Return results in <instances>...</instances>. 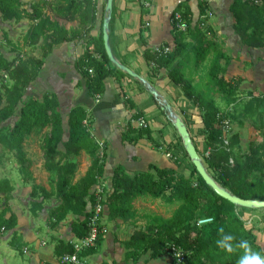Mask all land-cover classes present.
Here are the masks:
<instances>
[{
  "label": "trees",
  "instance_id": "16d2710c",
  "mask_svg": "<svg viewBox=\"0 0 264 264\" xmlns=\"http://www.w3.org/2000/svg\"><path fill=\"white\" fill-rule=\"evenodd\" d=\"M140 1L144 4L146 0ZM196 2L198 17L195 20L187 1L178 3L171 14L172 19L176 13H180L187 24L185 31L178 30L172 24V51L158 57L154 51L145 48L143 56L147 63L155 64L153 72L165 68L168 79L179 86L202 111L199 116L201 129L198 133L204 136L205 153L196 149L210 175L219 185L241 199L263 201L264 126L260 131V143L250 142L244 152H234L240 146L239 135L224 133L217 115L229 118L220 112L210 94L212 90L217 91L226 95L227 103L234 101L233 84L223 78L226 66L220 64V60H226V56L206 23V15L210 10L209 1ZM262 2L254 4L250 0H232L229 6L234 33L242 44L253 48H264V0ZM96 11V0H0L1 18L17 23L28 20L30 26L25 35V44L36 45L41 42L42 53L40 58L12 61L0 55V71L6 73L11 81L4 88V96L0 97V106L4 102L0 107V146L13 154L19 173L24 178L31 179L32 161L24 150V144L35 130L44 131L40 145L42 168L51 175V187L46 189L37 184L30 186L29 196L33 201L31 211L34 213L41 210L47 200H56L57 205L49 210L50 227L55 229L69 215L76 216L77 221L71 227L77 238L83 237L87 232V218L93 200L92 189L104 173V143L100 145L94 139L91 120L82 106L70 109L65 131L55 94L45 92L40 97H24V91L36 80L44 59L55 45L75 38H85L84 53L75 66L85 79L89 97L103 94L104 79L121 71L111 67L103 46L102 31L97 37L90 36ZM55 18L76 22V27L66 30ZM142 43L145 44L143 41ZM211 53L212 59L205 77L206 85H194L193 80L185 76L184 69L190 67L197 71ZM252 105H256L264 115V95L249 100L245 110L246 106L248 108ZM12 118H15L13 124L5 126ZM183 119L189 130L190 117L184 113ZM84 120L87 125H84ZM122 138L128 143H134L140 138L154 142L148 127L134 128L129 122ZM178 139L181 143L179 136ZM82 152L88 155L90 163L84 175L75 180L78 164L73 157L80 156ZM176 156L175 152L171 154L178 169L182 163ZM184 158L189 166L185 167L190 171L189 177L175 168H159L154 165H149L146 171L133 176L128 175L120 166L114 169L111 189L108 190L105 201L111 220L121 219L126 222L134 219V200L138 197L161 199L169 205L177 204L167 218L146 217L150 218L149 223L144 228L136 229L124 241L125 258L137 262L142 257L157 260L167 255L171 258L170 264H175L168 249L173 245L184 254L182 264H239L244 250L236 248L234 252L228 253L219 248L217 241L223 234H232L235 237L234 245L240 240H247L253 251L264 256V249L257 242L253 229L248 228L238 214L239 209L245 208L236 207L218 196L198 175L186 153ZM0 192L4 194V206L0 211V233L2 229L13 231L15 237L14 229L18 219L8 205L13 192L8 179L0 183ZM201 219L211 221L198 225ZM220 228L224 229L223 234L219 232ZM16 246L18 247L17 243ZM95 250L91 249L87 253ZM55 251L61 256L72 253L73 248L68 242L57 241Z\"/></svg>",
  "mask_w": 264,
  "mask_h": 264
},
{
  "label": "crops",
  "instance_id": "0c3cea01",
  "mask_svg": "<svg viewBox=\"0 0 264 264\" xmlns=\"http://www.w3.org/2000/svg\"><path fill=\"white\" fill-rule=\"evenodd\" d=\"M96 1V20L90 32L92 37L99 35L106 2V0ZM182 1L188 2L195 20L198 17L196 0H149L148 6L142 4L140 0H113L109 40L113 54L120 63L146 80L182 119L184 113L190 117L188 131L191 135L192 124L200 122L201 125L199 116L202 111L179 86L168 79L165 68H159L153 72L154 66L147 63L143 56L145 48L151 51L162 45H170L173 48L171 14L177 4ZM208 1L210 10L206 15V23L211 28L216 43L226 56L227 63L225 59H221L220 64L226 66L223 78L233 84L234 101L227 103L225 94L213 90L210 93L211 97L218 107L220 100L217 101L216 97L229 106H234L236 103L242 105L244 102L245 107L249 100L264 95V48L244 45L234 33V21L229 11L232 0ZM55 19L66 30L76 27V22ZM25 21L28 20L24 19L18 22V25ZM85 41V38H75L55 45L44 59L38 77L34 81L36 86L30 88L41 93L55 94L60 109H64L68 114L74 106H82L86 109L91 120V133L94 139L100 144L104 143L105 146L106 160L100 181L109 190L112 184V174L117 166L122 167L130 176L146 171L149 165L177 169L173 159L167 157L166 153L172 154L177 149L179 150L178 134L168 121L157 99L149 93L143 83L121 71V73H115L104 79V92L97 99L89 97L85 88V79L75 66L76 61L84 53ZM40 45L41 42L29 47L36 46L37 51ZM34 58L38 57L34 55ZM211 59L212 53L197 71L191 70L190 67L185 68V76L192 79L194 85H206L205 77ZM111 67H113L112 64ZM138 118H143L147 122L154 142L147 138H140L134 143L123 141L122 134L127 123L129 122L132 127L136 128L135 121ZM82 154L85 153L82 152ZM85 155L88 157L87 154ZM183 162L187 163V160L184 158ZM89 163L90 161H87V167ZM184 163L182 164L186 165L184 169L180 166L177 170L185 175L188 170L185 167L189 166L188 163ZM78 179L75 178V180ZM27 192L29 194L30 190ZM17 196V192L13 191L8 203L18 219L14 229L15 237L12 234L13 231L0 233V241H2L0 243V264H58L60 254L55 251V246L57 241L70 243L77 239L71 227L72 223L77 221L76 216L69 215L57 228L52 229L50 226L48 228L46 226L47 214L58 202L50 199L44 202L41 210L34 213L29 210L26 215L20 213L19 215L14 207ZM138 198L134 200L136 216L126 222L121 219L111 220L108 208L105 206L102 222L109 232L98 242L95 252L87 254L89 264H170L171 258L167 255L157 260H147L142 257L137 262L125 258L124 241L136 229L141 228L137 227L138 222H136L138 211L135 203ZM2 208L0 207V211ZM240 211L238 214L244 221L248 220L251 223L253 218L261 220L258 217L261 215L259 211L254 214L253 211L247 209L244 213ZM247 213L250 215L245 217ZM147 216L145 215V218ZM258 233V230H253L255 236H258ZM257 241L261 244L258 237ZM12 242H16L18 247H14ZM24 248L26 253H23ZM15 249L22 258L24 256L27 258L16 259Z\"/></svg>",
  "mask_w": 264,
  "mask_h": 264
},
{
  "label": "rangeland",
  "instance_id": "374dc122",
  "mask_svg": "<svg viewBox=\"0 0 264 264\" xmlns=\"http://www.w3.org/2000/svg\"><path fill=\"white\" fill-rule=\"evenodd\" d=\"M29 26H30L29 21H25L21 25H18V23L14 21H4L0 16V55L2 57L7 59L8 61L19 60V59L28 60L34 58V55L37 56L38 58L41 57L42 55L41 49H38L36 51L37 49L36 46L30 48L29 47L30 45L25 44V35ZM201 71H203V69H201ZM10 83L11 81L6 76V73L0 71V97L4 96V88L10 85ZM33 86H36L34 82L25 89L24 97H29V96L40 97L43 94L37 90L33 91L32 88H30ZM216 99L217 101L220 100V103H218L220 112L225 113L231 123L229 135H231L232 133L233 134L238 133L239 135L240 146L239 149L238 148L235 149L234 152L236 154L238 153L239 150L241 153L244 152L246 150V147L249 146L250 142L260 143L262 141V138L260 137V131L264 126V115H262V111L258 107H256V105L255 106L252 105V107H248V108L247 105L245 110L244 102H242V105H238V103H236L234 104V106H229L228 104L224 103V101L221 100L220 98L216 97ZM3 105L4 102L2 101L1 106ZM60 112L63 117L64 130L67 131L68 113L64 109H60ZM14 121L15 118H12L9 121H7L4 125L10 126L13 124ZM192 125L193 128L191 129V136L193 137L195 146L200 153H205L204 136L198 133V130L201 129L200 122L193 123ZM43 132L44 131L35 130L28 137V139L24 144V150L27 156L32 161L31 179H26L19 173V166L16 163L13 154L5 151L0 146V183L4 179H8L13 187V191L17 192L18 196L16 197L14 207L18 212V214L20 213L26 215L29 212V210L31 211L33 201L30 199V196L27 191L30 190V186L32 184L43 186L46 189H50L51 187V175L42 168V156H41L40 145H41V136ZM65 137H67V134L65 135ZM175 153L177 154L175 158H177V160L183 164L185 150L182 146V143H180L179 150L177 149ZM73 160L78 164L77 172L75 175V178L78 179L85 172L87 167V161L89 160L85 154H82L79 157H73ZM184 166L186 165H182L183 169ZM185 175L187 177L190 176L189 169L186 171ZM3 201H4V194L0 192V207L4 206ZM176 205L177 204H172V205L166 204L161 199H153L150 197L138 198L135 203V206L138 211V218L136 220V222H138L137 227L143 228L149 223L150 218L149 219L145 218V215H148L149 217H153V216H161L164 218L169 217L172 214L173 210L176 208ZM241 211H243L242 213H244V210ZM257 211L261 213V215L258 216L260 217L259 219L261 220H258V218H253L251 222L252 224L249 223L248 220L245 221L247 222L246 226L248 228L259 231L258 236H256V239L258 237L261 243L260 245L264 249V240H263L264 211L261 209H258ZM257 211H253V214L256 213ZM249 215L250 214L247 213L244 216L248 217ZM42 224H44V222H42ZM46 226L48 228L50 226L49 213L47 214L46 217ZM103 228L105 231L104 234L109 232L105 224ZM131 228L134 229V227ZM0 243H2V241H0ZM12 244L14 247H16V242L15 243L12 242ZM14 251H15L16 259L22 260L23 258L25 259L27 258V256H24L22 258L21 254H19L16 249ZM145 257H147V255Z\"/></svg>",
  "mask_w": 264,
  "mask_h": 264
},
{
  "label": "built area",
  "instance_id": "2783aa9c",
  "mask_svg": "<svg viewBox=\"0 0 264 264\" xmlns=\"http://www.w3.org/2000/svg\"><path fill=\"white\" fill-rule=\"evenodd\" d=\"M254 4L263 3L262 0H250ZM145 6L149 5V0L144 2ZM171 24H173L178 30L185 31L187 28L186 22L183 20L180 13H176L171 19ZM158 57L166 55L172 51V46L163 45L158 46L153 50ZM153 66L155 64L151 63ZM91 72V70H89ZM96 99L98 96L95 97ZM219 118V125L222 127L225 134L230 130L231 123L227 118H223L221 115H217ZM84 125H87V121H83ZM134 124V122H133ZM136 128H145L148 127L147 122L143 118H138L135 121ZM224 143L227 141L224 137ZM100 144V143H99ZM101 145V144H100ZM167 157H171V153H166ZM103 184L100 179L98 183L93 187L92 190V204L90 206L89 216L87 218V232L81 237L77 238L75 241L70 242L69 244L73 248L72 253H64L58 259V264H89L87 260V251L96 248L99 240L105 235L104 224L102 222V216L105 209V201L107 199L108 188ZM211 219H201L198 221V225H203L209 223ZM4 230L2 229L1 232ZM169 251L172 258L175 261V264H182L184 261V254L180 249L176 248L173 245L169 246ZM23 253H26V249H23Z\"/></svg>",
  "mask_w": 264,
  "mask_h": 264
},
{
  "label": "water",
  "instance_id": "95a60500",
  "mask_svg": "<svg viewBox=\"0 0 264 264\" xmlns=\"http://www.w3.org/2000/svg\"><path fill=\"white\" fill-rule=\"evenodd\" d=\"M112 7L113 0H106L101 27L103 46L110 63L118 70L143 83L149 93L157 99L158 103L161 105V109L165 112L168 121L171 123L173 128L176 130L179 138L181 139L182 146L191 164L208 187H210L218 196L229 201L236 207L245 209H264V200L261 201L254 199H241L218 184V182L210 175V173L206 169L183 119L173 111L171 105L163 97H161L158 92L153 87H151L149 83L146 82V80L134 73L131 69H129L116 59L109 40V24L112 16Z\"/></svg>",
  "mask_w": 264,
  "mask_h": 264
},
{
  "label": "clouds",
  "instance_id": "9594fccd",
  "mask_svg": "<svg viewBox=\"0 0 264 264\" xmlns=\"http://www.w3.org/2000/svg\"><path fill=\"white\" fill-rule=\"evenodd\" d=\"M219 232L223 234L224 229L220 228ZM234 241L235 237L232 234H223L222 238L217 241V246L228 253L234 252L236 248L243 249L244 255L240 258L239 264H264V256L253 251L247 240H240L235 245Z\"/></svg>",
  "mask_w": 264,
  "mask_h": 264
}]
</instances>
